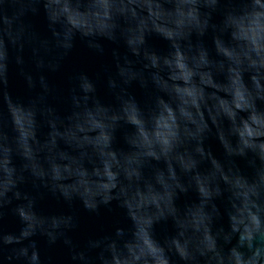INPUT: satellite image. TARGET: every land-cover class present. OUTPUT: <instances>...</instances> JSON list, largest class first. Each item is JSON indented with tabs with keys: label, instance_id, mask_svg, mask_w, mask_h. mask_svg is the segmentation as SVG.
Listing matches in <instances>:
<instances>
[{
	"label": "water",
	"instance_id": "1",
	"mask_svg": "<svg viewBox=\"0 0 264 264\" xmlns=\"http://www.w3.org/2000/svg\"><path fill=\"white\" fill-rule=\"evenodd\" d=\"M0 264H264V0H0Z\"/></svg>",
	"mask_w": 264,
	"mask_h": 264
}]
</instances>
